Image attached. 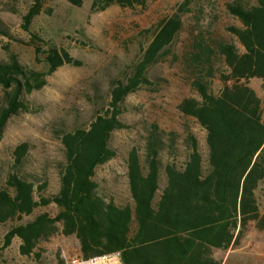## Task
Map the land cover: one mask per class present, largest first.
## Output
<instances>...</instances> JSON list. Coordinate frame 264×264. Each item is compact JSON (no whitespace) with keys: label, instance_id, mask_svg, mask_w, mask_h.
Instances as JSON below:
<instances>
[{"label":"trees","instance_id":"1","mask_svg":"<svg viewBox=\"0 0 264 264\" xmlns=\"http://www.w3.org/2000/svg\"><path fill=\"white\" fill-rule=\"evenodd\" d=\"M33 1L24 16L26 28L47 0ZM82 1L76 0L77 4ZM146 1L92 0V9L102 10L111 4L134 7ZM189 1L159 20L132 76L113 89L109 106L98 112L88 127L62 134L65 161L56 193L43 194L41 185L36 187L18 172L7 175L0 187V223L22 219L40 205L54 203L58 208L53 215L42 212L14 224L6 234L7 244L17 235L22 239L21 253L30 254L38 240L59 223L63 234L78 239L84 258L120 251L125 264H221L215 250L235 247L251 222L264 232V206L257 194L260 189L264 197V104L249 84L252 77L264 81V0L225 4L242 23L227 28L239 40L242 51L234 41L192 32L183 54L199 98L186 97L179 108L206 128L207 160H203L197 140L190 138L184 161L163 164V142L153 131L145 158L135 149L128 156L130 203L119 204L104 196L94 179L96 167L115 155L109 138L114 129L123 126L118 117L119 101L147 79L146 69L160 60L181 31L182 8ZM30 42L40 60L41 45L35 33ZM5 49L7 60L0 62V138L12 115L30 111L27 94L46 83V72L29 67L17 52ZM44 61L53 71L75 59L51 45ZM216 72L222 82L218 91L211 88ZM27 149L26 142L15 147L19 163ZM162 170L166 177L163 185Z\"/></svg>","mask_w":264,"mask_h":264},{"label":"rangeland","instance_id":"2","mask_svg":"<svg viewBox=\"0 0 264 264\" xmlns=\"http://www.w3.org/2000/svg\"><path fill=\"white\" fill-rule=\"evenodd\" d=\"M183 1L147 0L134 7L111 4L99 10L92 9V0L80 4L76 0H47L26 28L24 16L34 1L0 0V62L7 60L8 47L18 53L24 64L46 72L45 85L27 94L30 111L12 115L5 125L0 138V187L9 173L18 172L34 181L36 187L41 185L45 195L59 190V170L65 161L62 134L88 127L96 114L109 106L113 89L132 76L159 20L176 12ZM228 1L231 0H190L185 4L181 31L160 60L146 69L147 79L119 101L118 117L123 126L114 129L109 138L115 155L98 165L94 173L98 190L104 196L119 204L132 201L128 156L135 149L144 159L153 131L158 132L163 142L160 150L163 164L169 160L184 161L190 138L197 140L198 150L203 160H207L206 128L179 108L184 98H199L191 85V73L185 69L183 54L192 32L234 41L243 50L227 29L230 25H242L238 17L226 10ZM33 33L41 45L40 60L36 59L30 42ZM51 45L66 50L75 62L50 71L44 57ZM249 84L264 104V81L252 77ZM221 85L216 72L211 88L218 91ZM22 142L28 143V149L19 163L14 149ZM165 180L162 170L160 184ZM257 194L264 206L260 189ZM57 209L54 203L40 205L22 219L0 223V264H65L82 256L78 239L63 234L59 223L38 240L30 254L21 253L22 239L17 235L6 243V234L14 224L42 212L53 215ZM215 256L223 261L226 257L224 264H264V232L251 222L235 247L216 249Z\"/></svg>","mask_w":264,"mask_h":264},{"label":"built area","instance_id":"3","mask_svg":"<svg viewBox=\"0 0 264 264\" xmlns=\"http://www.w3.org/2000/svg\"><path fill=\"white\" fill-rule=\"evenodd\" d=\"M65 264H125L121 258L120 251L95 255L89 258L83 256L67 260Z\"/></svg>","mask_w":264,"mask_h":264},{"label":"crops","instance_id":"4","mask_svg":"<svg viewBox=\"0 0 264 264\" xmlns=\"http://www.w3.org/2000/svg\"><path fill=\"white\" fill-rule=\"evenodd\" d=\"M225 259H226V257L224 258V261L221 259V260L223 261V263L221 262V264H224V262H225Z\"/></svg>","mask_w":264,"mask_h":264}]
</instances>
